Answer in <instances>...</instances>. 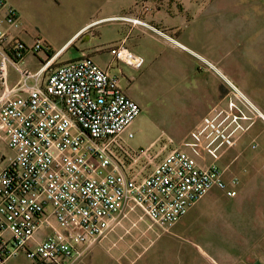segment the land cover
<instances>
[{
    "label": "built area",
    "instance_id": "2783aa9c",
    "mask_svg": "<svg viewBox=\"0 0 264 264\" xmlns=\"http://www.w3.org/2000/svg\"><path fill=\"white\" fill-rule=\"evenodd\" d=\"M136 8L119 19L156 30L140 16L150 3ZM23 33L15 8L0 0V138L11 150L0 153V264L20 252L29 264H75L117 229L124 233L110 249L132 230L136 241L169 233L212 190L237 195L238 177L227 179L217 162L264 115L235 87L176 147L136 149L130 128L141 108L109 69L85 55L52 68L60 53L49 55L38 37L28 46ZM108 52L133 69L144 64L124 41ZM28 56L35 71L23 64Z\"/></svg>",
    "mask_w": 264,
    "mask_h": 264
},
{
    "label": "rangeland",
    "instance_id": "374dc122",
    "mask_svg": "<svg viewBox=\"0 0 264 264\" xmlns=\"http://www.w3.org/2000/svg\"><path fill=\"white\" fill-rule=\"evenodd\" d=\"M6 1L20 16L26 31V44L30 46L38 37L46 41L50 52L59 50L73 36L81 18L86 12H92L95 4L93 0ZM172 1L175 2L136 0L132 10L124 14L132 16L138 4L150 3L151 11L140 16L156 30L127 24L145 28L146 32L165 42L178 44L173 35L152 19L161 9L169 13ZM158 14L167 17L165 13ZM125 30L107 22L92 25L87 37L74 38L70 42L68 50L57 57L52 68L62 64L63 60L79 59L84 53L98 64H110L111 73L121 78V84L137 91L141 95L139 101H143L140 114L131 127L134 138L129 145L137 149L154 143L172 149L187 135L198 113H203L210 106H197L205 104L206 96L202 93L195 95L188 90L185 71L173 70V66L181 61L167 56L164 58L166 49L152 40L149 34L142 36L133 32L129 43L138 41L137 36H140V44L137 48H127L140 56L145 48H154L160 55L157 59L152 61V58L142 56L144 64L140 69L113 62L108 48L123 42L114 43ZM182 32L185 35L186 27L182 28ZM179 41L186 44V37ZM23 64L32 71L38 68L32 56H28ZM226 88L229 90L228 86ZM226 104L224 100L221 106ZM253 125L217 163L219 168L226 167L227 179L234 175L238 177L235 197L227 198L220 191L212 190L201 199L198 208L189 210L169 233L155 238L153 233L148 232L147 237L136 241L137 232L132 230L133 237L126 235L117 247L110 249L111 242L117 241L124 233L123 229H117L107 239L92 246L75 264H264V149L263 152L251 149L249 132ZM0 153L11 154L3 138H0ZM145 226L140 223L141 229ZM47 231L42 229L38 236H45ZM8 264H29V261L20 252Z\"/></svg>",
    "mask_w": 264,
    "mask_h": 264
},
{
    "label": "crops",
    "instance_id": "0c3cea01",
    "mask_svg": "<svg viewBox=\"0 0 264 264\" xmlns=\"http://www.w3.org/2000/svg\"><path fill=\"white\" fill-rule=\"evenodd\" d=\"M93 1L95 4L92 12L84 14L77 31L59 50L55 51L60 53L58 57L68 50L74 38L78 40L83 36L87 37L92 25L107 22L126 29L114 43L126 40V47L137 48L141 37L137 36L138 41L129 43L132 33L137 32L142 36L149 34L152 40L166 49L163 52L164 58L167 56L181 61L173 66V70L185 71L190 92L195 95L202 93L206 96L205 104L197 106H214L219 102L228 84H231L264 115V0L172 1L168 8L169 13L161 9L152 16V19L160 24V28L173 35L178 44L165 42L146 32L145 28L131 27L130 24L119 19L132 10L136 0ZM158 13H165L167 17H161ZM183 27H186L185 35L182 32ZM25 35L26 33H23L21 36L23 41H25ZM182 37H186V44L179 41ZM140 53L146 59L152 58V61L160 56L157 54L158 50L154 48H145V51ZM65 61L69 60L62 62ZM98 65L110 71L109 64ZM110 74L116 77L118 86L128 97L136 101L139 106H143V101H139L141 95L137 91L131 90L126 84H121V78L115 73L110 71ZM16 80V73L9 70L10 85L15 84ZM210 107L203 113L202 111L198 113L194 122L200 120ZM249 134L251 149H260L263 152L264 122L258 119ZM225 168L219 169L225 171ZM200 201L201 199L191 209L198 208Z\"/></svg>",
    "mask_w": 264,
    "mask_h": 264
},
{
    "label": "flooded vegetation",
    "instance_id": "af4514ba",
    "mask_svg": "<svg viewBox=\"0 0 264 264\" xmlns=\"http://www.w3.org/2000/svg\"><path fill=\"white\" fill-rule=\"evenodd\" d=\"M229 95V90L225 89L224 92L221 94L220 100H225Z\"/></svg>",
    "mask_w": 264,
    "mask_h": 264
},
{
    "label": "trees",
    "instance_id": "16d2710c",
    "mask_svg": "<svg viewBox=\"0 0 264 264\" xmlns=\"http://www.w3.org/2000/svg\"><path fill=\"white\" fill-rule=\"evenodd\" d=\"M51 53H52V54H51ZM55 53H56V52H53V51H52V52H49V54H51V56L54 55Z\"/></svg>",
    "mask_w": 264,
    "mask_h": 264
}]
</instances>
